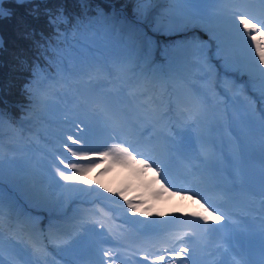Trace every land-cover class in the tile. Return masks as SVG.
Returning <instances> with one entry per match:
<instances>
[{
    "label": "rangeland",
    "instance_id": "1",
    "mask_svg": "<svg viewBox=\"0 0 264 264\" xmlns=\"http://www.w3.org/2000/svg\"><path fill=\"white\" fill-rule=\"evenodd\" d=\"M11 1H15L16 3H18L17 0H11ZM26 1H30V0H24V2ZM126 1H131V0H126ZM252 1L255 4H252ZM132 2L137 3V0H133ZM148 5L149 4H146L143 5L142 7L148 9L147 8ZM236 6L240 8L241 6H243L245 8L244 9L245 11H251L253 14H257L260 8L259 4L256 3V0H246V3H242V5L239 4ZM198 7L201 6L196 4L180 3L178 2V0H166L161 5L158 12H156V16L154 18H150L149 16L154 11H157V8L150 15H147V10H146L145 15L139 16L136 13L135 8H134L135 12L131 14L133 20L141 24L147 35L152 39V41H156L157 52H159L160 56H162L163 58H167L164 55V51L167 49L165 45H172L171 50L168 49L172 54V57H170L172 59L171 61H176L182 67L183 80L180 81L179 84H176L175 82L174 85V87H176L175 88L176 91L172 99L176 98V94L178 93V87L181 88V92L179 93L177 99L172 104L168 105L166 103L165 114H162L161 116L157 117V119H151V122L149 123V126H152V128L155 131L154 135L150 138L149 141L151 150L154 151V157H159L157 156V152L155 151L158 148L164 147L166 149V154L168 156L171 155L174 148L172 137L170 138L169 136L167 137L165 135L162 138V136L160 135L161 134V130L159 129L160 118L162 119L169 112L173 114L172 117L174 116L178 117L179 111L175 110L174 106L181 107L185 105L186 102L184 100V96L186 94L190 97L192 96V94L194 95V93L198 95L194 103L191 100L188 101L191 109L196 108L195 112L197 110L199 111V113L197 112L198 117L197 118L193 117V119L189 121L187 119H184L187 120V122L185 123L186 128H184L182 131L187 146L198 159V163L194 168V170L192 171L191 186L193 185L197 186V182L202 181V178L204 176V174L200 171L203 166L204 156L200 155L199 146L201 145L207 147V145L209 144L211 148H214L217 139L218 140L225 139L230 141L227 132L228 127H233V129L240 135H247L251 133L255 129L257 124L256 117L258 115V109L256 106L253 109H250L248 107V104L254 106V103L253 102L251 103V100L248 99L249 98L248 95L254 93L260 96L256 88H254L253 86L250 87L252 89V92L250 89H246L244 92L241 93L236 90L229 96L222 90L220 86L214 88V85L212 84L214 77L213 72L217 67L219 72L218 75H220L221 77L233 76L237 82L241 83V85L244 82V75L246 74H242L240 72L233 73L230 72V70L228 69L225 70L222 61H224L225 57H228L225 56L228 53H225L226 51L225 48V51L221 54V56L217 57L215 55L216 52L215 41H211L214 42L213 46L211 47V52L213 55L212 58L207 62L208 65L204 60H202L196 55L195 49L186 47V44L189 41H191L192 37L195 35L198 36L201 41L209 42L208 33L202 32V30L199 28H195V29L187 28V29H183L184 34L178 33L171 35L170 32L168 31L166 32L165 29L158 28L159 23L165 25V28H170V21L173 18L177 17L181 13H190L192 11H195L196 8ZM100 27L104 29L106 26L104 24H101ZM106 29L108 28L106 27ZM122 40L126 41V37L123 36ZM113 49L116 48L113 47ZM241 52L243 51L241 50ZM235 54L238 56L239 52L235 51ZM229 59L232 60L234 58L229 57ZM235 61L238 65H240L241 62H245V63L250 62V61L239 62L238 60ZM65 63L68 65L66 61ZM69 66H70V70H72L73 72H76L77 69L84 70L82 69L83 66H80V68H77L78 65L76 66L69 65ZM143 66L145 67L146 64ZM240 67H243V64H241ZM66 76L67 78L70 76L69 72H66ZM51 77L52 79H56L55 75ZM83 79L86 80L85 82L87 83V84L84 83L81 84L85 95L87 96L88 94H91L94 105L97 104L104 105L108 109L110 115V119L108 120H104L103 118H101L100 120L93 118L86 119V123L88 124V126L92 128L100 129L98 131H89L88 133H90L91 135L100 133L104 139V136H107V132H108L109 133V137L107 139L108 145L110 146L112 143H118L117 139L113 140L111 139V137L113 135L119 137V135H126V133L123 132L124 131L122 126L123 124L121 123L120 117L118 115L115 95L113 94L110 85L108 84V82L110 81H108V79L102 75L96 77L95 82H89L85 77ZM127 79L128 76L126 77V79H124L126 83H127ZM104 80H106L107 84L109 85V88L105 87L101 89V87L99 86L98 88L100 89V92H94L95 88L97 87L96 84H98L97 82L101 84L103 83ZM255 80H259L262 83L258 73L256 78H254V81ZM137 81L139 85L136 86V88H133V85L125 86L124 83L120 87H122L121 92H125L126 88L131 89L132 93L134 95L136 94L137 101H139L141 105L144 104L143 100L149 102L152 98V95H148L149 91L147 88L151 89V86L152 87H157V86L152 85V83L149 82L148 79L143 80L142 78H140ZM46 83L47 85L45 86V88L38 86V88H40L41 93L45 92V90L47 92H51L52 91L51 89L56 90V86L50 80H48ZM154 84L157 85V83ZM64 87L66 88L67 86L64 85ZM69 87L71 88V86ZM223 89L226 90L227 87L223 86ZM160 90L161 89L157 87V91L159 92V95H160ZM58 95L63 98L64 104L66 105L67 109L70 111H72L71 109L75 108L77 103H80V100L72 98L71 96H67L63 92L62 94L58 93ZM124 97L125 96H122V98ZM130 99H131L130 97L128 96L126 97V100H130ZM223 99L225 100L222 102ZM241 100H246V103L240 102ZM69 101H71V103H69ZM158 101L159 104H161L162 102L161 96L158 98ZM18 105H22L21 102H18ZM33 105H40V104L34 102L32 103V106ZM22 106H27V105H22ZM262 106H264V102ZM44 107L50 109L56 115L68 114L63 109V107L59 105L57 101L53 103L52 100H47V102H44ZM60 108H62V111L64 113L60 110ZM35 109H36L35 107H31L30 111L33 112L36 111L35 113H37V110ZM150 109L154 111L157 110V108H152V107ZM76 116H79L81 119H85L80 112L74 111V114H71V117L75 119ZM52 122H54V120H52ZM115 123H117V126L114 125ZM225 124H228V127H225ZM113 128L116 129L115 133L113 132ZM39 129L40 127L38 128V130ZM18 136L19 135H16V137ZM54 148L55 145L51 146V144H49V147L45 149L51 153V151ZM103 149L104 147H100L101 151H103ZM2 154H5L7 157H9L11 161H7L6 159L2 158L1 157ZM35 154L36 156L32 157ZM15 156H22L21 158H24L25 162H16ZM137 159L138 160L142 159V157L137 156ZM52 160L53 158L50 159L43 154L40 155L36 151L30 152L27 150V152L21 154L17 152L11 153L10 149L7 150V153H4L3 150H0V161H2L3 164V171L6 172L8 170H20V169L29 168L31 174V175L24 174L22 176L9 172L11 175L9 173L7 175L3 174L1 180L8 179L6 181L11 182L13 181L14 178L18 176L22 177L23 179H21V181L17 183L16 187H7V188H12V191L16 192L18 197H20L22 193L25 194V188H26L24 186L25 183L27 184L28 187V185L33 184L34 180L43 177L41 180L44 183H46L44 184L45 188L43 189V192H45V195L51 192L54 193L53 199H56L57 193L60 192L62 189L68 188L69 186L65 187L64 186L65 182L60 181L59 177H56V181H58V184L53 183L48 178L49 172H51L54 175V169L52 168ZM56 163L58 164L57 161ZM26 171L28 172L29 170L27 169ZM115 172H116L115 170H109V172L108 173L106 172L105 175H101L102 177L97 187L94 188L90 193H87L86 195H82V194L75 195L69 207L71 210H74L76 208H81V213L79 214V217H76L75 215L71 216L68 210L64 211L65 204L62 203L58 205L56 208H54V210L59 211L60 214L59 213L47 214V212L45 211H38V213L43 212L42 215L39 217L41 224L38 223V219L32 218V215L38 216V214H33L32 212H30V210H27V213L24 214L21 208V204L18 202L19 198H16V196L12 192H9L3 186L0 185V199H2V208H0V212H2V214H6L5 220L3 221L0 220V241H2L3 244L2 255L5 261L8 262L10 260L11 249L9 247V242H11V244L15 245L18 250H23V256L25 257L27 264H64L62 260L69 259L70 257L69 252L71 250L86 249L88 241L86 237L82 235V230L84 228L88 227V230H94L96 232L98 231L97 229H102L104 231H108L109 229L112 232L116 230H124L126 226L130 224L129 219L136 218L138 216L139 211L135 215H131L130 213H128L127 206L124 205L126 203H124L123 200L117 198L111 199L106 196L107 195L106 189H112L114 186H119L120 188L119 183L114 181ZM102 173H104V171L97 170L95 176L96 175L99 176ZM151 176L152 174L149 172L146 175L138 177L134 175L130 170L125 169V171L123 170V176L121 177L123 182L121 185L122 187L120 189L124 190L125 195L126 194L137 195L138 199H140V201L142 200L143 204H146L148 206L147 211L149 212V215L146 218L149 217L150 218L149 221H155L158 222L157 224H159L160 218L159 219L157 218L162 215L164 216L168 213V208L172 204L173 202L172 200L174 197H167V196L161 198L152 197L151 191L155 190L157 186L154 184L151 185V187L146 186L149 184V181L151 180ZM101 184L104 185V187H100ZM34 190H40V187L39 186L35 187ZM63 192H68V191H63ZM37 194L39 195V193ZM36 198L39 199V196H36ZM25 200L27 203L31 202L32 204H34V206H38L37 203L32 202V200L26 196H25ZM190 202L191 200L187 198L186 200H184L183 203L186 204ZM110 203L113 206H109ZM161 204H164L165 207H163ZM114 205H120L119 206L120 208H114ZM140 210L143 211L142 209ZM62 211H64L65 216H68L69 218L62 217L61 216ZM56 217L58 219H55ZM126 217H127V221L129 222H125ZM59 218H64L67 223L66 225H64L66 229L63 232H61V225L59 223ZM89 218H95V219H90V221H87V219ZM13 221L19 224V228L14 229L12 224ZM101 225H103V227H101ZM44 231L46 233H43V236L46 235L47 239L45 241L48 243L42 244L39 247L33 246V242H34L33 236L42 235V232ZM103 237L107 238V240L110 239L109 235H104Z\"/></svg>",
    "mask_w": 264,
    "mask_h": 264
},
{
    "label": "snow or ice",
    "instance_id": "2",
    "mask_svg": "<svg viewBox=\"0 0 264 264\" xmlns=\"http://www.w3.org/2000/svg\"><path fill=\"white\" fill-rule=\"evenodd\" d=\"M18 3H23L24 0H17ZM81 4H86L89 0H79ZM111 7L110 12H104L99 9L97 12V19L101 21L109 30L119 32L126 37V43L133 52H140L138 59L143 60L145 64L150 65V58L152 56L154 42L147 35L144 28L139 22L128 20L122 11H117L114 0H107ZM152 0H137V4L141 5L135 11L139 16L145 14L146 9L142 5L150 4ZM180 3L196 4L198 7L195 11L190 13H181L170 21V29H187L200 28L209 34V42L201 41L198 36H193L191 41L186 44V47L195 49L196 55L204 60L206 63L212 58L211 41H215L217 57L225 51L226 46H240L241 50L246 53V59L250 61L251 66L262 81L260 86V96L264 99V0H256L259 4V12L253 14L251 11H245L238 6L228 7L229 5H239L246 2V0H178ZM10 15L2 6H0V18ZM57 20L67 23V18L57 17ZM55 23V21H52ZM83 21H78V25ZM64 41H67V34H62ZM56 44L53 45L48 41L46 51H51L60 57L59 62L50 60V64H56L58 73H66L70 71V66L65 63V60L71 61L76 53L73 51L74 46L69 45L67 54L61 49V38L57 36ZM254 50V54H253ZM258 61V63H257ZM234 65V61L228 57L224 58V68L227 70ZM139 66V64H137ZM39 70V65H37ZM36 71L34 70V75ZM71 103V101H69ZM82 105L77 103L72 111L79 112ZM83 107H87L86 102ZM95 118L100 120L110 119L108 109L102 105L97 104L89 108L85 112V119L76 116L70 122L75 125L77 132L73 134L68 132L66 140L57 138L55 148L51 151L52 168L54 175L49 172L48 178L57 183L56 177L60 181L65 182V187L76 184H83L86 188H76L75 191H86L91 188L89 181L85 179L87 174L97 166V163L107 164L103 169L107 172L113 166H121L130 170L136 176H143L151 173V180L147 187L156 185L155 190L151 191V196L154 198L161 197H180L182 200L188 198L192 201H197L202 211H194L189 213L193 223H198V226L205 227L211 223L219 224L225 220L223 213H219V209L214 205L208 197L204 194L202 189H198L195 185L190 187H180L173 183L169 176L168 160L166 157H154L147 155L144 151L138 150L133 142L127 140H120L118 143H112L110 146L107 141L99 147L96 146L91 139L85 135L88 129L86 119ZM3 117L0 114V121ZM77 120L79 123H77ZM81 125H84L81 128ZM116 129L113 128L115 133ZM264 134V129H262ZM111 139L116 140L118 136L113 135ZM75 145L76 147H73ZM100 147L105 150L101 151ZM67 154V155H66ZM137 156H142V159H137ZM58 161V164L56 163ZM62 166V167H61ZM3 176V164L0 161V179ZM104 187V185H100ZM106 191H113L106 189ZM114 195L120 196L127 204L128 213L135 215L138 211L141 216L147 217L149 212L145 208L143 211V201L137 202L130 200L125 196L124 190L114 192ZM118 203V202H117ZM207 205V206H206ZM0 208H2V199H0ZM219 213V214H218ZM2 215V212H0ZM178 218V217H177ZM127 221V217L125 218ZM199 222H203L202 224ZM132 225H143V230L146 233L154 232L155 225L158 222L141 220L130 221ZM103 227V225H101ZM183 234L176 237V240H183ZM10 260L5 261L2 250L3 244L0 241V264H11L12 259H23V250H18L15 245L9 242ZM187 246H181L178 249L175 247V240L170 245H166L163 249L154 254L151 264H186L185 257L189 253ZM163 253V254H162ZM116 253L111 249L103 251L104 258L115 257ZM143 261L149 260V255L142 257ZM27 264V262H25ZM97 264H107L105 259L98 260Z\"/></svg>",
    "mask_w": 264,
    "mask_h": 264
},
{
    "label": "trees",
    "instance_id": "3",
    "mask_svg": "<svg viewBox=\"0 0 264 264\" xmlns=\"http://www.w3.org/2000/svg\"><path fill=\"white\" fill-rule=\"evenodd\" d=\"M132 1L114 0V3L132 12L134 8L141 7ZM0 6L10 12V15L0 18V114L3 117L0 121V134H14L18 129L11 114L23 113L16 103L26 105L28 95L43 99L35 86L45 83L46 68L57 70L56 64H50L49 61H57L59 56L46 51V43L51 41L55 45V38L60 36V47L65 55L68 46L73 45L76 55L72 62L86 63L85 60L91 58L97 49L109 55L112 49L107 43L113 42V38L100 27L103 23L97 19V12L99 9L110 12L111 7L100 0H89L86 4H81L79 0H30L24 3L4 0ZM60 16L67 18L68 22L57 20ZM78 21L83 23L78 25ZM64 33L67 34L66 42L62 35ZM104 38H107L106 42ZM84 41L87 46L83 44ZM36 63L45 68L39 66L37 70ZM33 80H36V84ZM7 119L12 123L4 129Z\"/></svg>",
    "mask_w": 264,
    "mask_h": 264
},
{
    "label": "bare ground",
    "instance_id": "4",
    "mask_svg": "<svg viewBox=\"0 0 264 264\" xmlns=\"http://www.w3.org/2000/svg\"><path fill=\"white\" fill-rule=\"evenodd\" d=\"M164 1H166V0H152V2L147 7L148 9H146L147 10V15H150L157 8V11H154L149 16L150 18H154L156 16V12H158L159 8L164 3ZM241 5H242V3H241ZM158 28L159 29H165V31L166 32L167 31L170 32L171 35L183 32V29L170 30V28H165V25H162L161 23H159ZM202 32H205V31L202 30ZM211 44L213 46L214 42H211ZM235 51L239 52L238 56L235 54ZM225 53H228L227 55H225V56H228V58L229 57H233L234 58V59H232L234 61V65L232 67H229L228 70H230V72H233V73L234 72H240L242 74H246V75H244V82L241 85V83L237 82L236 79L233 76L221 77L220 75H218L219 72H218V67H217L214 70V72H213L214 77H213L212 84L214 85V88L217 87V86H220L222 88V90L229 96L230 94H232L236 90L241 93V92H244L246 89H250L251 92H252V89L250 87L253 86L254 88H256L258 94H260L261 82L259 80H255L254 81V78H256V76H257V73H256L255 69L252 68L250 62H248V63L241 62V61H249V60L246 59V53L241 52L240 46H226ZM235 60H238L239 62H241V64H243V67H240L241 64L238 65ZM206 64L208 65V63H206ZM222 64L224 65V61H222ZM159 65L161 67V71L165 70L168 73V77L173 79L176 82V84H179V82L181 80V77H182V73L180 72V70H181L180 66L181 65H176L177 67H175V66H173V64H169V63H167L165 61H161V63ZM156 66H157V64H156ZM160 67L159 68L156 67L155 71H158L160 69ZM211 70H213V69H211ZM177 71H178V73H177ZM109 72H110L109 73V77L111 78V81H110V83H111L112 81H114L113 80V73H112V70H110ZM134 72H135V70H133V69L129 70V77H128L127 81L130 84L134 83L135 80H136V76H134ZM177 75H179V77ZM113 84H114V82H113ZM169 84L170 83L166 82L165 86H164L165 89L166 88L168 89V92L171 90ZM223 86H226L227 89L226 90L223 89ZM115 91L117 92L116 89H115ZM94 92H100V89L98 87H96ZM186 96H187V94L184 96V100L188 104V100H191V97L187 98V100H186ZM248 97H249L248 99L251 100V103L252 102L254 103V106H252L251 104H248V107L250 109H253L256 106L257 109H258V115L256 117L257 124H256L255 129L251 133H249L247 135H239L238 138L236 139V141L239 142L240 145H241L243 158L245 160H247V161L254 160V161L263 162L264 161V134H262V129H264V106H262V105H263L264 99H262L261 96H258L257 94H254V93L249 94ZM224 100L225 99H223L222 102ZM120 101H119L120 104L126 102V101H122V100H120ZM91 102H92V104H91ZM240 102L246 103V100H241ZM86 104H87V107H83L84 103L82 104V108L84 110V113L89 108H92V107L95 106L94 103H93V99L91 97V94L87 95ZM48 114H49V112H48ZM71 114H74V111H72ZM35 115H39L38 119H39L40 123L39 122L38 123L40 124L39 125L40 129L36 130V131L33 130V133L37 132V136L38 137L39 136L42 137L43 140L44 141L46 140L47 143L55 144L57 138H62V139L66 140V135H67L68 132H72L73 134H75L77 132V128L75 127V125L70 122L71 120H73V118L70 117V116H64L61 119H56L55 117H53L51 115V116H47L46 120H44V118L42 117L41 112L38 111L37 114H35ZM166 116H168V115H165V117ZM35 118L36 117H33L29 121L37 122V120ZM93 119H95V118H93ZM51 120H54V122H57V127L55 126V128L59 129V131L55 132V131L50 130L49 124H50V122H52ZM29 121H26V122H29ZM170 122L171 121H169L168 119H165L164 122L160 125V127L162 129H163V127H164V129H168V127L170 126ZM77 123H79V121H77ZM72 126H74V127H72ZM115 126H117V123H116ZM83 127H84V125H81V128H83ZM225 127H228V124H225ZM141 128H143V125H141ZM98 130H100V129H96V128H92V127L88 126V129L85 132V134L88 135L89 131H98ZM108 137H109V133L107 132L106 140L108 139ZM97 138H100V137H97ZM95 145L99 147V144H95ZM74 146L75 145H73V147ZM28 148H29V146L26 145L25 148H23L24 149L23 152L25 153V151ZM38 149L40 150L39 147H38ZM236 151L237 150L235 148L232 150V157L233 158H234V155L236 154ZM104 166H106V164L98 162L97 166L95 168H93L92 171L89 172L87 174V176L85 177V179H87L89 181V184L91 185V188L89 190H86V191H75L76 188H86L87 186H85L83 184L71 185L68 188L62 189L60 192H58L57 195H56V199H53V197H54L53 194L54 193L51 192V193H47L45 195V192H43L44 185H40L39 186L40 190H34V188L26 187L27 190L34 197L39 196V199L38 198L35 199V198H33V197H31V196H29L27 194H23L22 193L20 195V201L22 203H27L26 200H25V196H26V197L30 198L32 200V202H35V203L42 202L44 204L38 205L37 208L39 210H41V211L47 212V214L59 213V211L54 210V208H56L58 205L64 203L65 204L64 205V207H65L64 211L68 210L71 216L75 215L76 217H79V214L81 213V208H76L74 210H71L69 205H70L72 199L75 197L76 194L86 195L87 193H90L94 188L97 187V185L100 182V179L102 177L101 175H105L106 172L100 174L99 176H97V175L95 176V174H96L97 170L101 169V167L104 169ZM109 170H115L116 171L115 172L114 181L118 182L119 185H120V188H121L122 187L121 185H122V182H123L122 178H121L123 176V170L120 169V168H117V167H112ZM109 170L107 171V173L109 172ZM20 181H21V179L16 177L11 182H8L6 180L3 181V182H4L5 185H7V187H16L17 183L20 182ZM120 188H119V186H114L112 188L113 191H107L106 192V194H107L106 196L108 198L114 197V198H117V199H122L120 196L114 195V192H118L120 190H123V189H120ZM63 191H68V192H63ZM37 193H39V195ZM129 198H130V200H136L138 202V197L135 194H131L129 196ZM161 205L163 207H165L164 204H161ZM125 206H127V205H125ZM184 208L185 207L181 206V204L179 203L177 197H175L173 202H172V204L168 208V213L166 215H164V216L162 215V216L158 217L157 219H159V218H160V220L161 219L162 220L167 219V218L171 217L172 215H175V214H178V213L182 212L184 210ZM73 213H75V214H73ZM41 215L42 214H38V216H36L38 218V220H40L39 217ZM61 216H65V212L62 211V215ZM143 217L144 216H141L138 213V216L136 218H133V221H139ZM55 219H58V218L56 217ZM90 219H95V218H89V219H87V221H90ZM59 223L61 225V232H63L66 229L64 227V225H66L67 223H65L62 218H59ZM97 230H98L97 232L99 234H101L102 236L109 235L110 239H108V240H113L112 244L113 245H117V246H123L129 240L132 241L134 233L137 232L134 229H132V227L130 225L127 226V228H125L124 230H116L114 232H112L109 229H108V231H104L102 229H97ZM88 234H89L88 227H86V228H84L82 230V235L88 237ZM69 253H70L69 259H66V260L63 259L62 260L64 262V264H92L91 260H90V254L91 253H100V251L95 250V248H94L93 244L91 243V241L88 240L86 249L71 250Z\"/></svg>",
    "mask_w": 264,
    "mask_h": 264
},
{
    "label": "clouds",
    "instance_id": "5",
    "mask_svg": "<svg viewBox=\"0 0 264 264\" xmlns=\"http://www.w3.org/2000/svg\"><path fill=\"white\" fill-rule=\"evenodd\" d=\"M118 33V35H120V36H123V35H121L119 32H117ZM114 35H116V33H114ZM112 49H113V47H112ZM128 58H130V57H128ZM152 59H154V57H152ZM171 61V60H170ZM170 61H168V63L170 62ZM128 70H130V69H128ZM111 88V90H112V92H114V90H115V88L114 87H110ZM148 90H150V88H147ZM52 92V91H51ZM126 94H127V96L128 97H130V98H136V94L134 95L133 93H132V90L131 89H129V90H127V92H126ZM131 100V99H130ZM92 103V102H91ZM138 103H139V101H138ZM140 107H136V106H134L132 103L131 104H129V105H126V110H132V109H139Z\"/></svg>",
    "mask_w": 264,
    "mask_h": 264
},
{
    "label": "crops",
    "instance_id": "6",
    "mask_svg": "<svg viewBox=\"0 0 264 264\" xmlns=\"http://www.w3.org/2000/svg\"><path fill=\"white\" fill-rule=\"evenodd\" d=\"M9 121H10V120H8V119L6 120V124L4 125V129H6V128L9 126ZM1 122H2V121H1ZM5 131H6V130H5Z\"/></svg>",
    "mask_w": 264,
    "mask_h": 264
},
{
    "label": "water",
    "instance_id": "7",
    "mask_svg": "<svg viewBox=\"0 0 264 264\" xmlns=\"http://www.w3.org/2000/svg\"><path fill=\"white\" fill-rule=\"evenodd\" d=\"M2 0H0V4H1Z\"/></svg>",
    "mask_w": 264,
    "mask_h": 264
}]
</instances>
